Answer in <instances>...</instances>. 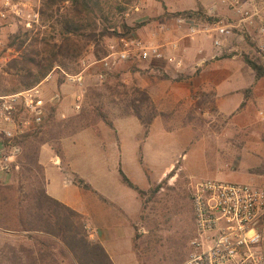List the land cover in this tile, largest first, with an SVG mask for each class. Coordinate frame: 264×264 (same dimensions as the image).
I'll list each match as a JSON object with an SVG mask.
<instances>
[{
	"label": "rangeland",
	"instance_id": "obj_1",
	"mask_svg": "<svg viewBox=\"0 0 264 264\" xmlns=\"http://www.w3.org/2000/svg\"><path fill=\"white\" fill-rule=\"evenodd\" d=\"M2 1L0 0V7ZM13 1L25 3L30 10H39L41 3V0ZM200 1L105 0L107 7L112 6L105 23L109 30L120 24L121 17L115 6L116 2H121L126 8L123 19L130 28L127 35L139 38L145 45H167L176 41L179 44L178 50L173 52L168 47L165 58L161 60L136 59L121 63L101 83L94 77L98 66L90 67L85 71L83 98L78 111L72 106V94L78 89L65 80L60 82L58 70L51 73L49 80L44 79L38 84V89L46 99L55 93L60 95L61 101L55 108L56 120L77 115L84 107H98L99 99L96 96L104 93L103 84L106 81L109 85L121 84L120 90L139 88L149 94L158 113L151 125L143 126L134 116H122L119 106L113 107L103 96L101 100L105 105L102 110L108 112L113 127L98 120L91 127L82 130L75 139L76 158L82 177L89 181V163L94 162L93 158H100L98 156L101 153V157L107 158L110 170L92 178L95 179L93 181L96 187L101 193L114 200L118 199L117 201L122 198L126 201L128 197L132 208L137 192L118 183L119 171L114 172L112 167V141L121 140L122 171L143 192V195L137 194L140 211L131 225L134 236L136 235L134 245L137 246L138 242L144 240L150 246V252L136 251L138 264L182 261L189 256V241L194 236L190 200L194 182L209 178L248 184L245 174L260 170L264 164V151L256 147L259 142L264 144V110H259L256 104H244L233 114L223 115L215 106L212 89L194 91L189 87L190 76L197 75L200 67H190L191 58L184 49L190 39L185 37V28L182 31L176 30L175 18L188 16L186 12L193 15ZM215 2L216 0L205 1L206 5ZM205 14L216 19L223 18L230 23L232 21L227 10H222L217 15H210L207 11ZM190 18L198 30L208 24L196 13ZM48 24L42 22L40 16L30 28L12 16L6 20L0 19V39L3 43L0 49V73L7 62L17 55L14 50L6 48L10 35L18 31L23 33L25 30L31 31V34L40 32L46 35L49 34ZM197 37L207 38L211 47H214L212 39L206 33L199 32L195 38ZM117 38L120 36L104 38L99 45V54H106L108 46ZM224 44L226 53L223 54H235L242 62L243 56H247L264 66V50L261 47L264 35L252 37L232 29ZM230 44L233 47H228ZM94 52L95 47L88 45L77 63L68 64V74H74L75 68L80 71L82 60H95ZM170 56L175 57V61H169ZM177 60L181 61L179 67L176 65ZM259 79L264 88V77ZM6 86L11 88L12 84L6 82ZM68 137L70 136L61 139ZM61 139L47 144L53 148L59 146L62 152ZM42 172L41 167V171L33 168L27 176H21L17 172L5 176L0 174V185L13 187L0 191V264H55L52 260L59 261L62 258L63 246L51 236L20 231L17 212L13 207L25 199L28 190L34 186V177H39ZM121 186L128 192V196L121 191ZM102 200L108 204L105 199ZM95 227L102 233L100 228ZM172 236L176 239L175 254L170 255L167 244L168 238Z\"/></svg>",
	"mask_w": 264,
	"mask_h": 264
},
{
	"label": "trees",
	"instance_id": "obj_2",
	"mask_svg": "<svg viewBox=\"0 0 264 264\" xmlns=\"http://www.w3.org/2000/svg\"><path fill=\"white\" fill-rule=\"evenodd\" d=\"M115 9L120 14L118 26L109 30L106 22L110 8L105 0H41L38 10L44 23H49V34L25 30L11 34L6 48L14 50L17 55L12 57L0 73V96L18 93L40 84L54 70L67 72L68 64L77 63L78 58L88 45L95 47L94 57L102 58L99 54V45L106 37L127 35L130 28L123 19L124 8L121 2H116ZM195 13L203 17L206 23H212L216 18L207 16L205 9L198 5ZM101 51V49H100ZM244 63L254 72L255 78L264 77V66L247 56H243ZM77 66V65H76ZM75 73L79 72L78 70ZM6 75V76H4ZM64 78L59 79L62 82ZM6 82L12 84L11 88ZM104 93L97 94L98 107H84L79 114L56 120L55 108L50 109L49 115L43 124L32 132L16 139L21 147L18 157L19 173L27 176L33 168L41 171L38 162L40 147L52 140L59 141L62 137L72 136L96 121L101 120L109 127L113 123L108 112L102 110L105 103L103 96L113 107L119 106L122 116H134L143 126H149L158 115L149 94L139 88L120 90L121 84L109 85L104 82ZM106 93V94H105ZM242 102L240 107H243ZM56 156L62 160L63 154L59 146L53 148ZM121 180L129 188L143 195L141 189L133 184L127 176L119 170ZM34 186L26 193L25 199L15 206L20 231L26 234H45L51 236L63 246L61 260H52L55 264H114L104 247L96 240L89 238L87 225L82 215L66 207L50 197L45 190L43 172L34 177ZM74 183L79 187L88 188L82 179L75 177ZM12 186H1V190H10ZM8 202L7 198H4ZM11 230L10 228H7ZM136 237V235L134 236ZM41 261V260H40ZM61 262V263H59Z\"/></svg>",
	"mask_w": 264,
	"mask_h": 264
},
{
	"label": "built area",
	"instance_id": "obj_3",
	"mask_svg": "<svg viewBox=\"0 0 264 264\" xmlns=\"http://www.w3.org/2000/svg\"><path fill=\"white\" fill-rule=\"evenodd\" d=\"M227 9L231 23L223 18L206 24L201 30L189 16L175 18L177 31L186 29L185 37L195 39L199 32L206 33L214 47L222 46L232 29L250 36L264 35V0H218ZM18 19L30 28L38 21V10H30L25 3L3 0L0 19ZM164 26L161 27V30ZM0 39V49L2 48ZM178 50V42L159 45H145L134 36H120L108 46L107 53L91 62L82 60L81 69L74 74L60 70L64 80L78 89L72 94V106L79 110L83 98L85 71L97 65L95 80L103 82L108 73L119 64L133 60H161L167 49ZM264 50V44H261ZM169 61H175L170 56ZM176 65L181 66L177 60ZM51 78V73L45 78ZM30 89L0 96V174L11 175L19 170L18 157L21 147L15 141L26 133L37 130L50 113L51 108L61 101L58 93L46 99L38 89ZM193 212V238L190 240L188 258L180 264H264L259 250L260 227L264 218V190L248 184L231 183L219 179H202L194 182L190 191ZM88 233L93 234L87 227Z\"/></svg>",
	"mask_w": 264,
	"mask_h": 264
},
{
	"label": "crops",
	"instance_id": "obj_4",
	"mask_svg": "<svg viewBox=\"0 0 264 264\" xmlns=\"http://www.w3.org/2000/svg\"><path fill=\"white\" fill-rule=\"evenodd\" d=\"M205 1L201 0L199 4L210 15L221 14L222 10H227L219 5L218 0L211 5H206ZM188 3L190 2L188 1ZM190 9L194 10V8ZM225 46L226 44L223 43L219 48L211 47L209 40L204 37L189 40L184 49L191 58L192 66L190 67H200L197 75L190 76L189 87L194 91L212 89L215 106L219 113L223 115L233 114L240 108L242 102H245V104H256L259 110H264V88L261 86V80L256 79L254 72L244 62L239 60L235 54H223L226 53ZM228 47H233V44ZM187 89L189 88L187 87ZM83 131L61 139L62 160L56 156L51 145H41L38 162L43 170L46 193L82 215L86 225L95 233L90 234L89 238L98 241L104 247L114 264H138L136 251L149 253L150 246L144 240L138 242L137 246L136 244L134 245V232L131 222L140 211V202L137 194L134 195V204H132L131 208L127 200L128 197L126 201L123 198L117 201L118 199L114 200L99 191L93 181L95 179L92 178L96 175L99 177L104 171L110 170L107 158L101 157V153L98 156L100 158H93L94 162L89 163V173L91 175L89 181L82 177L79 170V162L77 163L76 158L77 146L75 139ZM262 144L259 142L256 147L264 151ZM110 149L112 150L111 160L113 161L114 172L122 171L121 140L113 139ZM262 157L264 158V152ZM75 177L82 179L89 187L83 188L76 185L74 183ZM245 178L250 183L248 185L264 190V164L260 170L245 174ZM117 181L124 185L120 177ZM122 187L121 191L128 196V192H125ZM101 198L105 199L108 204L106 205V202ZM95 226L100 228L102 233H99ZM260 233L259 250L264 258V218ZM175 241L174 236L168 238L167 247L170 255L175 254ZM161 246L165 247L163 244ZM188 248L190 251V244ZM159 253L166 254V252ZM185 260H171L161 264H180Z\"/></svg>",
	"mask_w": 264,
	"mask_h": 264
}]
</instances>
